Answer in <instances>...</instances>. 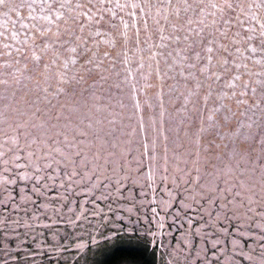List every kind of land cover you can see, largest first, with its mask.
Returning a JSON list of instances; mask_svg holds the SVG:
<instances>
[{
	"label": "snow or ice",
	"instance_id": "1",
	"mask_svg": "<svg viewBox=\"0 0 264 264\" xmlns=\"http://www.w3.org/2000/svg\"><path fill=\"white\" fill-rule=\"evenodd\" d=\"M25 9L0 63V264H80L120 232L160 264H264V0H0L3 23Z\"/></svg>",
	"mask_w": 264,
	"mask_h": 264
},
{
	"label": "rangeland",
	"instance_id": "2",
	"mask_svg": "<svg viewBox=\"0 0 264 264\" xmlns=\"http://www.w3.org/2000/svg\"><path fill=\"white\" fill-rule=\"evenodd\" d=\"M25 2H27V3H35V4L38 5L40 0H25ZM121 2H124V0H121ZM38 14H39V9L37 8L36 12H34L33 15H38ZM23 17H24L23 21H18L17 18L15 17V15H13L12 19L10 21H8L7 23H3V21L6 18L0 16V54H2V55H0V63H2L5 59H8V60L15 59V55H14L15 48L21 46L22 41H23V37L25 36V33L31 31L30 25H31V23H33V21L31 19V17L28 16V10L27 9L23 10ZM13 21H15L14 24H13ZM13 31L18 33V36L15 39H13L11 37V33ZM5 44H8V45L12 46V51H13V55L12 56H8L7 55L9 49H6L4 47ZM134 61H135V57H134ZM132 67L135 69V62H133ZM162 67H163V65H162ZM0 71H3V69L0 68ZM145 71H147L146 68H145ZM0 78H2V77H0ZM138 80H139V77H138ZM139 82L141 84L143 83L142 81H139ZM22 83L28 84L29 87H31V84H29V82H27V81H23ZM88 84L90 85L91 81H88ZM83 87L85 88V93L90 92V91H96L98 97H102L104 95V93L99 91V86H96L95 88H89L87 85H84ZM2 88H3V86H0V91H2ZM74 90L77 93H79V91H80L79 88H75ZM165 101H166V104H167V95L165 96ZM100 102L101 103H105L106 101L101 100ZM53 103H55V101H53ZM177 103L179 105L180 103H182V100L178 101ZM188 107H189V109H191V107H192L191 104H189ZM211 107H212V105L210 103L209 104V108H211ZM204 114H205V116L207 115L206 112ZM0 127H3V125H0ZM246 132H247V128L246 127L241 130V136H240L241 141H242L243 134L246 133ZM225 143H228V141H225ZM242 143H243V148L246 151H251L252 149H256V151L253 153V156H252V158L254 159L255 155L258 154L259 145L252 144L250 141L249 142H242ZM132 147H133L132 155L136 156L138 153H137V151L135 149V145H133ZM241 163H243V162H241ZM233 164H235V161L233 162ZM257 167H258V165H257ZM131 168L132 169L135 168V160L132 161ZM121 176H123V173H121ZM128 184L130 186V180L128 181ZM169 187H171L170 184H169ZM163 188H164L163 183H159L158 182L157 186H156V194H157V198L158 199L160 197H163L164 199H167V195L163 191ZM139 191H140V189L137 188V192H139ZM0 198H2V192H0ZM147 198L148 199L151 198V192H149L147 194ZM151 206L154 207L155 205H151ZM178 209H180L179 200H174L173 201V207L168 210V214H167L168 218L165 221V228L163 229V237H161L159 234L156 237L158 242H159V240L161 238H163L164 243H166V244L171 243L174 246L181 239V231H183V229H180L178 226H175L173 224L172 219H171L172 215L175 214ZM161 214L163 215L164 213H161ZM193 215H195V214H193ZM181 222L184 223L185 228H186L187 227L186 221L182 220ZM45 223H46V221H45ZM125 226H127V225H125ZM39 230H42V229L38 228V231ZM241 230L243 231L244 229L242 228ZM125 234H127V233L120 232L118 235H122L123 236ZM131 236H135V235H131ZM135 237L138 238L137 236H135ZM85 239H86V243L89 244V246L91 247L92 251L86 253L84 255V259H82V260L79 257H77V259L80 261V264H84L85 260L87 261V264H91L92 262H94L95 259L97 257H99L100 254L105 249H107V248H109L110 246L113 245V244L111 245V243L116 238H114L111 242H107L106 243L105 241H103L99 237H97L98 245H91V242L88 241L87 238H85ZM245 239H247V237H245ZM140 240H142V239H140ZM226 243L228 244V247L230 248L231 247L230 240L226 241ZM148 245L151 246L152 248H154L153 245H151L150 243H148ZM71 251H72V255H75V250H71ZM155 252H156V257L158 259V264H160V252H159V249L156 248ZM220 259L222 260L223 256H221Z\"/></svg>",
	"mask_w": 264,
	"mask_h": 264
},
{
	"label": "trees",
	"instance_id": "3",
	"mask_svg": "<svg viewBox=\"0 0 264 264\" xmlns=\"http://www.w3.org/2000/svg\"><path fill=\"white\" fill-rule=\"evenodd\" d=\"M111 245L91 264H158L154 248L135 236L118 235Z\"/></svg>",
	"mask_w": 264,
	"mask_h": 264
}]
</instances>
